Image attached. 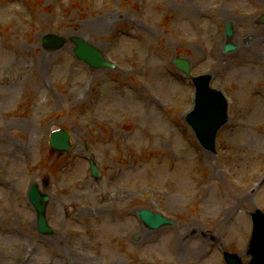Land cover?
Segmentation results:
<instances>
[{"label": "rangeland", "instance_id": "rangeland-1", "mask_svg": "<svg viewBox=\"0 0 264 264\" xmlns=\"http://www.w3.org/2000/svg\"><path fill=\"white\" fill-rule=\"evenodd\" d=\"M263 14L264 0H0V264H71L72 248L90 264H224L223 249L247 264L249 212L264 211ZM45 33L66 42L46 50ZM74 35L113 67L76 59ZM176 56L229 98L215 153L184 120L192 86ZM57 128L71 133L68 152L48 145ZM32 182L49 195L48 232ZM141 208L170 222L150 229Z\"/></svg>", "mask_w": 264, "mask_h": 264}, {"label": "water", "instance_id": "water-1", "mask_svg": "<svg viewBox=\"0 0 264 264\" xmlns=\"http://www.w3.org/2000/svg\"><path fill=\"white\" fill-rule=\"evenodd\" d=\"M227 34L231 35L230 24L227 26ZM46 39L55 41V44H47L53 48L58 47L63 41L62 38L52 36H48ZM72 40L77 44L75 52L79 57L88 60L94 66L106 65L100 53L95 48L83 43L78 38L73 37ZM233 47V45L227 44L226 48L232 49ZM178 62L184 64L183 61L178 60ZM184 68L186 70L188 69L187 66H184ZM196 82L199 86L197 109L190 115L189 120L196 128L203 143L206 144L211 140L213 133L219 125L226 120L225 102L219 92H215L208 87V77H199ZM206 127H209V130H206ZM56 140L59 141L60 145L56 143ZM51 144L57 149L65 147L63 146L62 140L59 139L58 133L52 134ZM93 173L97 174L96 167L93 168ZM30 198L39 213L40 229H46L44 208L47 197L40 196L37 189L33 187L30 192ZM141 215L145 223L151 225V227L155 228L158 226V223H155L154 219L146 215L145 212H141ZM254 217L256 224L255 231L249 246V253L252 255L251 264H264V218L259 213L255 214ZM227 260L230 264H240L239 259L235 255L228 254Z\"/></svg>", "mask_w": 264, "mask_h": 264}, {"label": "bare ground", "instance_id": "bare-ground-1", "mask_svg": "<svg viewBox=\"0 0 264 264\" xmlns=\"http://www.w3.org/2000/svg\"><path fill=\"white\" fill-rule=\"evenodd\" d=\"M111 19H112V17H110V16L105 17V18H103V19H101V20L98 21V25L99 26H106L108 24V22L111 21ZM40 64L41 65L43 64L42 56H41L40 61H39V65ZM27 128H29V126ZM30 129H31V127H30ZM27 130H29V129H27ZM103 208H105V206H103ZM97 211H98V213L100 211H102L101 207H97ZM61 235H60V230H59V232H55V233H53L50 236V239H48V241L51 242V243H53V245H54L53 247H56L55 243H58V245H59V243L61 241V238H62ZM142 235H145V234L142 233ZM63 253L64 254H62V255H65V261L66 262L68 261V259H70L71 264H90L89 257L86 254H83L82 256L79 255V258H76L75 255H70L69 254V251L67 249L64 250ZM56 262H57V259H56ZM8 264H16V263L15 262H8Z\"/></svg>", "mask_w": 264, "mask_h": 264}]
</instances>
